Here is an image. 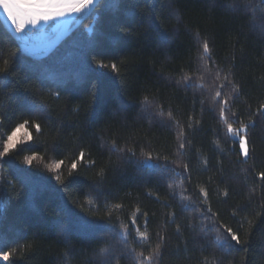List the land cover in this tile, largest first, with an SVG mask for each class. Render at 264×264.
I'll return each instance as SVG.
<instances>
[{"label": "trees", "instance_id": "1", "mask_svg": "<svg viewBox=\"0 0 264 264\" xmlns=\"http://www.w3.org/2000/svg\"><path fill=\"white\" fill-rule=\"evenodd\" d=\"M76 24L29 54L0 20V154L27 133L0 155V264H264V0Z\"/></svg>", "mask_w": 264, "mask_h": 264}, {"label": "snow or ice", "instance_id": "2", "mask_svg": "<svg viewBox=\"0 0 264 264\" xmlns=\"http://www.w3.org/2000/svg\"><path fill=\"white\" fill-rule=\"evenodd\" d=\"M95 2V0H0V8L6 13L7 18L11 21L12 25L15 28L17 33H23L25 28L29 25L35 26L41 21H49L53 20L59 16L65 14V11L71 12H81L85 8L89 7ZM203 51L205 54L209 52V46L207 43L203 44ZM101 67H107V65H101ZM111 67L113 69L116 68L115 64H112ZM223 87V86H221ZM221 92L217 91L215 93V97H220ZM228 101L224 100L223 104L227 105ZM261 110H264V105H261ZM221 116L224 114V109L221 108ZM39 126H37L38 128ZM245 129L241 128L240 131H244ZM229 133H233V128L231 124L228 125ZM15 136V132L12 136L8 137V142L4 147V152L2 154H7L9 149L14 146L13 137ZM181 148L184 147L183 144L180 145ZM240 148L243 152V155H248L247 148V139L245 136L240 137ZM0 154V155H2ZM83 156V153H81ZM31 161H29L30 163ZM60 165L57 164L58 168ZM77 165L75 163L72 164V168H76ZM260 177L264 179V172L260 173ZM203 191V190H201ZM207 196V193L204 194ZM210 211V209H209ZM80 223L84 224L87 227H95L94 225H90L88 221H80ZM226 232L230 236L231 240L235 241L237 244L240 243L239 237L233 232L232 228H226ZM141 236H145L144 233H141ZM222 239L221 236H217V240ZM159 252V245H157V254ZM4 259H8V255L4 256ZM145 259L151 261L152 257H146Z\"/></svg>", "mask_w": 264, "mask_h": 264}, {"label": "water", "instance_id": "3", "mask_svg": "<svg viewBox=\"0 0 264 264\" xmlns=\"http://www.w3.org/2000/svg\"><path fill=\"white\" fill-rule=\"evenodd\" d=\"M101 1L102 0H95V2L92 5L85 8L81 12H71L70 15L64 20L62 26L57 31V33L49 41L43 43L27 42L24 39V37L21 35V33H17L15 31V28L12 25L11 21L8 20L7 16L4 14L1 8H0V20L8 29V31L13 35V37L17 40L22 50L27 51L29 54L38 51H46L47 53H50L55 48H57L62 43L64 38L77 26V24L74 25V22L76 21L77 17L81 15L83 12L93 11Z\"/></svg>", "mask_w": 264, "mask_h": 264}, {"label": "rangeland", "instance_id": "4", "mask_svg": "<svg viewBox=\"0 0 264 264\" xmlns=\"http://www.w3.org/2000/svg\"><path fill=\"white\" fill-rule=\"evenodd\" d=\"M70 13L71 11L66 10L64 15L59 16L53 20H49L47 22L41 21L35 26L29 25L25 28V31L21 33V35L27 42L30 43H43L49 41L57 33V31L62 26L64 20L70 15ZM4 14L6 15L5 12ZM26 138V131L21 129L16 132V135L13 137V140L15 143H17L18 141Z\"/></svg>", "mask_w": 264, "mask_h": 264}]
</instances>
